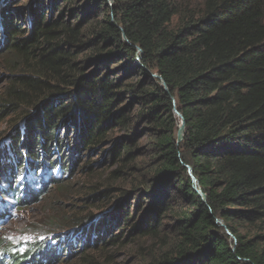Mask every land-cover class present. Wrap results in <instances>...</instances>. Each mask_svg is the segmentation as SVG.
<instances>
[{"label": "trees", "instance_id": "16d2710c", "mask_svg": "<svg viewBox=\"0 0 264 264\" xmlns=\"http://www.w3.org/2000/svg\"><path fill=\"white\" fill-rule=\"evenodd\" d=\"M0 4L9 78L0 116L15 114L0 182L33 171L36 190L9 185L19 205L51 185L64 197L75 154L100 148L102 182L91 180L84 200L109 205L105 218L72 215L66 234L25 259L2 252L0 264H48L76 249L83 264L91 241L130 237L144 241V264H264V0H34L27 22ZM119 224L123 236L104 240Z\"/></svg>", "mask_w": 264, "mask_h": 264}, {"label": "rangeland", "instance_id": "374dc122", "mask_svg": "<svg viewBox=\"0 0 264 264\" xmlns=\"http://www.w3.org/2000/svg\"><path fill=\"white\" fill-rule=\"evenodd\" d=\"M1 1L2 0H0V3ZM5 1L11 6V11L15 14H19V16L21 15L25 22L29 21V15L26 12L27 9L25 5L32 3L34 0ZM178 1H189L191 6H195L202 5L204 0ZM6 47L7 38L0 30V51H4ZM4 62V58L0 56V95L4 92L9 82L8 71ZM90 69L92 70V66ZM14 115L15 114L0 116V146L5 144L8 138H13L15 136V129L11 125ZM76 131V128H72V137L75 136ZM63 149L64 148L59 149L62 161L68 165L71 163L69 161V156L71 158L72 154L69 153L67 149ZM105 156L103 150L100 148L81 150L80 154H75L74 159H76V161H74L75 166H73V185L69 190L70 192L64 195V197H61L60 193L65 190L59 192L54 185H51L36 201H31L25 205H19L13 192L9 191L12 188L9 185L27 181V185L33 190H36L40 184L38 186L37 177L33 171L23 172L16 177L13 173L8 185L0 182V242H2L0 245V254L4 252L10 254V256L15 255L17 260L25 259L31 247L36 244L51 242L53 240L52 235L55 232L59 233V235L66 234L65 230H60L59 228L64 226L68 227V220L72 215L83 216L92 212L93 216H96L100 215L104 210L105 214H101L102 216H99V218H105L108 215L107 212L109 208L106 201L95 202L92 200V202H86L84 200V192H86L90 181L92 180V184L95 182H102L100 176L103 174V171L105 172L103 167L104 163L102 162ZM87 162L93 167L92 172L89 171L88 168H85ZM53 195H57L61 198V203L59 205H54L50 201ZM133 201H131V204L134 203ZM99 206H101V208H98ZM99 218L96 219V221L99 222ZM217 224L222 231L226 232V226L221 220L218 219ZM121 225L123 226L122 221ZM119 228L120 224L112 226L109 233L106 234L103 239L107 241L109 240V236L117 234L123 236V229ZM142 242L144 241L130 237L116 245H111L110 243L103 245L102 241H98V246H96L97 243L91 241L92 247L90 246V249L96 251L90 253L91 261H86L83 264H144L146 262V257H142L139 253L140 251H138V246L142 244ZM76 250V252L71 253L69 256H64L48 264H78L76 256L80 249ZM24 262L21 261L20 264H26ZM9 263L11 264V262Z\"/></svg>", "mask_w": 264, "mask_h": 264}, {"label": "water", "instance_id": "95a60500", "mask_svg": "<svg viewBox=\"0 0 264 264\" xmlns=\"http://www.w3.org/2000/svg\"><path fill=\"white\" fill-rule=\"evenodd\" d=\"M125 37V34H124ZM138 51L141 54V48L138 47ZM152 76L155 77L156 79L161 81V84L163 85L164 89L169 92L168 87L165 83V81L162 79L161 75L159 73H152ZM173 111L174 113L180 118V124H179V129H178V133H177V141L181 142L183 140L184 134H185V120L183 118L182 113L179 111V109L177 108V106L175 105V98L173 97ZM184 165L187 167L188 170V174L192 180L193 183V188L198 192V194L200 195V197L203 199L204 198V193L201 191V189L198 187V181L197 178L194 176L193 174V168L192 166H190L189 164L184 163ZM226 233L228 235H230L232 237L233 243H235V237L234 235L228 230V228L226 227Z\"/></svg>", "mask_w": 264, "mask_h": 264}, {"label": "bare ground", "instance_id": "6f19581e", "mask_svg": "<svg viewBox=\"0 0 264 264\" xmlns=\"http://www.w3.org/2000/svg\"><path fill=\"white\" fill-rule=\"evenodd\" d=\"M178 117V116H177ZM179 118V117H178ZM179 120H180V118H179ZM181 122V121H180Z\"/></svg>", "mask_w": 264, "mask_h": 264}]
</instances>
